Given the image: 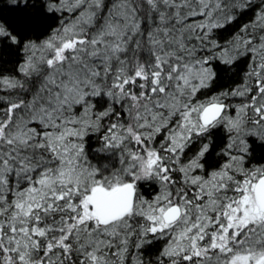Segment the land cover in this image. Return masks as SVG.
Listing matches in <instances>:
<instances>
[{
    "label": "trees",
    "instance_id": "1",
    "mask_svg": "<svg viewBox=\"0 0 264 264\" xmlns=\"http://www.w3.org/2000/svg\"><path fill=\"white\" fill-rule=\"evenodd\" d=\"M125 2L131 3L140 29L126 39L125 52L104 70L109 85L143 65L146 79L137 83L142 87L136 84L132 92L135 97L148 96L151 105L155 104L151 102L155 97L152 92L160 86L167 67L168 71L175 65L178 70L201 68L208 78L195 95H183L186 100L182 102L197 103L203 108L211 102H222L229 114L236 94L252 91L248 87L250 75L256 65H264V59L257 61L255 55L257 52L264 56V0ZM46 6L42 0H0V101L22 95L24 91L8 94L4 85L12 79L22 82L19 71L25 48L48 39L62 22V15ZM206 19L215 25L207 32L199 30L201 21ZM155 37L161 40L159 50L150 49ZM175 37L183 42L171 46L170 40ZM155 59L163 71L155 68ZM24 84L28 90L23 98L38 94L36 77ZM106 92L86 99L82 108L68 114L64 124L36 129L25 145L2 147L1 162L6 161L10 167L4 180L0 178V264L207 263L190 254L195 250L198 255L205 239L215 234L219 225L215 222L217 210L225 201L235 200L242 181L237 173L240 169L226 167L233 159L228 127L222 120L216 122L190 141L182 153L181 161L196 160L200 182L182 180L171 172L173 181L165 189L177 194L172 202L182 208L183 214L169 228H179V239L175 234L151 232L158 219L151 212L152 202L160 191V185L152 179L142 180L134 187L136 195L130 214L105 228L82 222L81 204L89 194V182L109 187L107 181L125 173L122 149L109 146L112 133L121 139L126 130L136 128L144 132H139L144 140L150 134L147 131H152L146 121L159 117L155 113L137 118L134 109L126 111L132 110L131 105L117 104L115 95L108 96ZM237 101L241 104V100ZM182 102L179 105L184 107ZM141 122L147 126L144 130ZM162 133L156 135L153 148L162 142ZM245 144L247 149L239 166L247 173L260 171L252 181L255 184L264 175V141L247 135ZM234 162L238 165L236 159L231 163ZM174 163L168 161L165 165L176 170ZM225 168V175L213 181V175Z\"/></svg>",
    "mask_w": 264,
    "mask_h": 264
},
{
    "label": "rangeland",
    "instance_id": "2",
    "mask_svg": "<svg viewBox=\"0 0 264 264\" xmlns=\"http://www.w3.org/2000/svg\"><path fill=\"white\" fill-rule=\"evenodd\" d=\"M45 1L50 10L62 15V22L48 39L39 44H32L25 50L19 71L22 82L12 79L4 85L5 92L12 95L28 90L24 82L31 81L34 77L39 81L37 95L30 94L31 97L28 95L23 98L26 96L23 92L19 98L14 95L12 100L10 98L0 101V105L3 104L0 107V151L6 145H25L35 135L36 129L46 130L64 124L69 113L78 107L82 108L86 99L98 96L103 90L107 91L108 96L111 93L115 95L117 104L123 102L131 105L132 110L127 108L126 111L134 109L137 118L156 113L159 115L156 120L146 121L152 126V131H147L150 134L146 135L144 140L139 134L144 132L136 128L126 132L124 130L123 139L116 138L112 133L109 146L112 149H122V160L126 163L125 173L121 178L114 177V180L107 181L109 187L90 181L89 194L82 201L80 217L82 222H93L105 228L110 222L103 221L99 215L92 199L93 190L100 188L110 194L125 184L135 187L142 180L152 179L156 181L157 186L160 185V191L152 202L151 212L153 211L154 218L158 219L153 223L151 232L159 235L169 233L177 235L175 238L179 239V228L171 229L173 224L167 225L162 220L163 212L170 205H174L172 200L177 198L176 193L172 194L174 192L166 191L165 188L173 181V171L180 179L188 182L201 180L197 174L196 160L183 162L181 157L189 142L200 136L208 127L200 123L203 107L197 103L184 105L182 101L186 100L183 95L185 98L187 94L195 95L208 75L201 68L196 70L181 67L180 71L175 65L168 71L167 67L160 86L152 92V97H155L151 102L155 104L150 105L148 96L135 97L132 92L137 83H143L146 79L143 65L131 69L132 74L124 73V77L117 78V82L110 85L105 73L103 74L104 70L111 66L112 60L125 52L128 43L126 39L139 32V20L129 6L130 2ZM199 14H202L201 11ZM211 26H215L212 20H202L199 30L207 32ZM136 41L138 43L140 40ZM160 42L161 40L156 38L150 49L160 48ZM181 42L183 39L177 37L170 40L171 46ZM255 55L257 61L264 59V56L258 55L257 52ZM161 65L158 61L154 64L157 70L163 71ZM164 65H168L167 62ZM255 67L248 80V87H252V91L248 90L242 96L240 93L236 94L235 99L231 100L232 114L226 111L219 120H222L232 134L229 153L233 159L226 167L229 170L240 169L237 173L239 172L242 181L235 200L225 201L217 210L215 222L219 225L215 234L205 239V246L199 250L198 255L195 250L190 254V257L200 256L207 261L206 264H212L213 261L219 264H264V214L256 204L252 184L260 171L247 173L246 169L239 166L247 149L245 137L254 135L264 141V65L258 64ZM140 87L142 86L139 85ZM177 99L179 101L176 102ZM237 100H241V104ZM180 102L184 107L179 105ZM159 110L161 112H158ZM127 116L131 114L127 113ZM140 127L144 130L147 126L141 122ZM161 132L162 142L153 148L154 139ZM159 149H162V152L159 153ZM234 159L238 165L236 162L231 163ZM1 161L0 159V178L3 181L10 166L6 161ZM168 161L177 163L173 166L176 170L167 168L165 163ZM227 168L215 173L213 181L222 178Z\"/></svg>",
    "mask_w": 264,
    "mask_h": 264
},
{
    "label": "water",
    "instance_id": "3",
    "mask_svg": "<svg viewBox=\"0 0 264 264\" xmlns=\"http://www.w3.org/2000/svg\"><path fill=\"white\" fill-rule=\"evenodd\" d=\"M226 105L224 103L211 102L201 111L200 123L209 127L218 122L225 113ZM254 198L258 208L264 213V175H262L254 184ZM92 199L97 206L99 215L103 221L114 222L123 216H126L134 206L135 189L131 184H125L117 188L114 192L108 194L105 190L96 188L92 192ZM182 208L178 205H170L162 215L165 224L171 225L182 218Z\"/></svg>",
    "mask_w": 264,
    "mask_h": 264
},
{
    "label": "bare ground",
    "instance_id": "4",
    "mask_svg": "<svg viewBox=\"0 0 264 264\" xmlns=\"http://www.w3.org/2000/svg\"><path fill=\"white\" fill-rule=\"evenodd\" d=\"M41 1V0H40ZM42 1H44L45 3H46V1L45 0H42ZM46 5H47V3H46ZM46 7H48V6H46ZM48 10H50L49 8H47ZM50 11H52V10H50ZM54 11V10H53ZM29 47V45L25 48V50L27 49ZM25 50H24V52H25ZM157 102V101H156ZM218 103V102H217ZM225 112V111H224ZM216 123V122H215ZM214 123V124H215ZM213 125V124H212ZM206 127V126H205ZM209 127H211V126H209ZM177 223V222H176ZM175 224V223H174Z\"/></svg>",
    "mask_w": 264,
    "mask_h": 264
},
{
    "label": "flooded vegetation",
    "instance_id": "5",
    "mask_svg": "<svg viewBox=\"0 0 264 264\" xmlns=\"http://www.w3.org/2000/svg\"><path fill=\"white\" fill-rule=\"evenodd\" d=\"M209 128V127H208Z\"/></svg>",
    "mask_w": 264,
    "mask_h": 264
}]
</instances>
